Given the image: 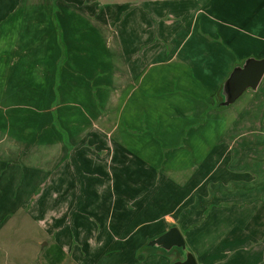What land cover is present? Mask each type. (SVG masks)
<instances>
[{"label": "crops", "instance_id": "0c3cea01", "mask_svg": "<svg viewBox=\"0 0 264 264\" xmlns=\"http://www.w3.org/2000/svg\"><path fill=\"white\" fill-rule=\"evenodd\" d=\"M192 2V9L179 4L126 10L119 51L112 52L110 39H91V51L102 55L91 53L93 65L83 69L79 62L86 54L71 56L78 44L73 31L60 40L45 20L47 33L39 43L52 51L53 67L36 76L24 73L28 90L37 94L34 104H26L35 113L24 116L28 124L21 129L0 119L6 130L0 134V190L11 192L8 208L0 201V225L17 213L30 215L43 236L37 241L39 264H91L95 250L103 253L99 260L119 252L127 257L121 264H136L144 243L173 225L186 241L204 237V223L193 230L190 222L204 214L220 220L221 199L232 208L264 198V177L257 181L264 167L247 169L249 161H264V130L256 136L251 124L255 118L264 123V76L257 88L221 105L234 67L249 57L264 58V38L245 40V27L214 14H248L256 6L227 10L222 1L208 7L207 0ZM32 125H38L35 131ZM162 176L180 197L159 186ZM209 177L211 200L206 193L192 199ZM227 188L230 193L223 192ZM178 209L187 227L173 221ZM256 211L248 215L254 218ZM199 243L191 245L201 261ZM153 248L147 257L157 264L183 257L180 248L165 250L171 255L176 249L173 260ZM55 252L62 253L61 262L45 261Z\"/></svg>", "mask_w": 264, "mask_h": 264}, {"label": "rangeland", "instance_id": "374dc122", "mask_svg": "<svg viewBox=\"0 0 264 264\" xmlns=\"http://www.w3.org/2000/svg\"><path fill=\"white\" fill-rule=\"evenodd\" d=\"M192 1L193 0H0V119H6V122L12 120L14 128L19 126V129H21L24 123V127L28 124L24 116L33 115L35 113V111L29 109L26 104H34L31 102L36 98L37 94L31 93L28 90L29 86L27 87V82L25 81L27 78L24 76V73H26V75L36 76L40 72L39 70L52 66L51 63L54 62L52 59L48 60L50 59L48 57L51 56L52 51L47 50L45 52L46 49H42L39 43L47 33L45 20L51 22L52 27L56 29L55 38H59L60 40L66 38L68 34L71 35L70 31H73L72 34L77 37L78 44H76V49L73 48L71 50V52L74 51L71 56L86 54L85 59L83 58V60L79 62L81 69H83L87 68L86 66L91 67L93 65L91 53L96 56L102 55V53L98 51H91V39H103V37L110 39L112 42V52L116 53L119 51V41L122 35L120 21L126 10H136L145 6H147V8L169 7L179 4H184L192 9L195 6ZM207 1L209 4H206V7L211 6L212 3L216 6L218 2L222 1L223 8L227 10H229L230 6H233V4L237 5V9L240 10L244 8L248 10V7L256 6L253 8L251 7L248 14H233L230 12H214V14L219 17V19L235 24L239 23L245 27V33L248 34L242 35L245 40L248 38L252 39V35L264 38V12H257L259 9H263L264 11V6L263 8L257 7V5L264 0ZM77 16L79 20L76 24L75 21H72V18H76ZM146 16L147 18L149 17L147 14ZM236 16L245 21H237ZM103 26H106V28L102 30L105 31L104 34H97L96 32H99L100 28ZM63 31L64 33H62ZM260 43L263 44V41ZM32 44H35L34 48H31ZM258 53L259 52H257V54ZM60 56L56 58L59 59ZM62 63L63 61L61 60L58 68ZM144 63L145 66L148 60L145 59ZM32 64H36V68L38 69L37 72L32 70ZM119 64L120 62L118 65ZM97 65L98 68L102 67L103 62L100 64L97 62ZM29 66L31 68H29ZM56 68L57 67H55V69ZM151 68H149V70ZM154 69H157V67H154ZM30 78L31 76L28 77V79ZM26 87L27 92L25 91ZM150 96H152V94H150ZM1 122L2 121H0V123ZM251 124L252 127L255 128L254 133H256V136H258V132L264 130V123L260 125L256 118ZM32 126H34L33 131H35L38 125ZM3 128V125L0 124V134ZM13 131H15V129ZM3 132H6V130ZM260 159H262V157H260ZM68 165H70V162ZM248 166L264 167V161H249L247 163V169ZM198 176L199 175H197V177ZM263 177L264 172H257V181L261 180ZM242 178L246 180L245 177ZM166 180V177L162 176L159 180V186L166 185L165 191L169 193L170 197H180V194L177 195V193H179L178 190L168 188V184L165 183L167 182ZM210 180L211 177L207 179V184L193 191L192 199L195 200L197 195L207 194L208 198L211 200V189L209 188L206 190ZM22 189L23 187L20 191H22ZM150 191L151 190H149V194L152 193ZM162 191L163 190H161V192ZM229 191L230 189L227 188L224 189L223 192L230 193ZM242 192L244 193L246 191ZM260 193L263 194L259 192L258 197H260ZM141 194L142 191L140 189L137 190V195L141 196ZM144 196H146V191L144 192ZM10 198L11 192H9L8 189L0 190V201L3 203L4 208H8L7 204ZM242 198L245 200L244 197ZM260 198H257L254 205L240 203L239 205L233 204L232 208H230L229 201H223V199H221L222 201H219L217 203L218 205H216V209L217 207L220 208L221 213L219 212V214H221V217L218 215L220 220L212 221L206 218L207 216L204 214L201 216L200 221H195L194 219V221L190 222L192 226L189 229H193L194 227H198L199 229L204 223L203 227L207 233L204 237H196L194 238L195 240L192 238L190 239L193 245L194 243L196 244L197 241H200V247H198L199 250L201 249V253L199 254L202 256L201 261L199 260L200 264H264V198ZM212 206L213 205H211V207ZM254 207L257 208V211L255 217L252 218V215L249 216L248 213ZM231 210L234 211L235 214H231ZM171 216L174 218L173 221L183 223V226L186 227L189 225L187 221H181L183 217L181 216L182 218H180L179 209L176 211V214H172ZM251 218L253 220L249 221ZM42 237L41 228L30 215L26 214L25 211H23V213H17L15 217L13 216V218L9 219L5 224L0 225V264H39L40 259H42V251H39L41 243L39 244L37 241H40ZM149 240L144 243L142 251L137 252L139 254L136 257V264H157L155 258L147 257L148 254L155 252V248L148 244ZM42 241L46 240L44 239ZM190 241H187L189 247L195 252L196 256H198L195 246L193 247ZM177 248L178 247H176V249ZM176 249L173 250V253L176 252ZM159 250L167 255L170 260L174 259L175 256L173 253L170 255V253L165 250ZM202 250L204 252L208 251L209 253H202ZM205 254L207 256H205ZM102 256L103 253L99 250L91 251V264L94 262L93 259L96 260V264H121L123 259L120 258H127L122 256L119 252L115 255L111 253L105 259L99 260ZM62 260V253L58 252L50 254L48 258L45 259V261L49 263L61 262Z\"/></svg>", "mask_w": 264, "mask_h": 264}, {"label": "water", "instance_id": "95a60500", "mask_svg": "<svg viewBox=\"0 0 264 264\" xmlns=\"http://www.w3.org/2000/svg\"><path fill=\"white\" fill-rule=\"evenodd\" d=\"M264 76V58L249 57L234 67L223 84V100L221 105L233 104L242 94L257 88ZM149 245L166 251L175 247L181 249L183 257L173 260L170 264H200L195 252L189 247L185 236L177 225L151 239Z\"/></svg>", "mask_w": 264, "mask_h": 264}]
</instances>
